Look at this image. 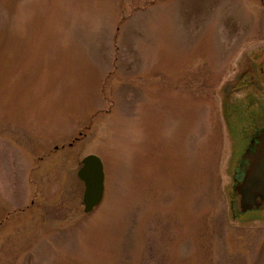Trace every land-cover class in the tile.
<instances>
[{
	"label": "rangeland",
	"instance_id": "rangeland-1",
	"mask_svg": "<svg viewBox=\"0 0 264 264\" xmlns=\"http://www.w3.org/2000/svg\"><path fill=\"white\" fill-rule=\"evenodd\" d=\"M259 128L264 0H0V264H264Z\"/></svg>",
	"mask_w": 264,
	"mask_h": 264
},
{
	"label": "water",
	"instance_id": "water-1",
	"mask_svg": "<svg viewBox=\"0 0 264 264\" xmlns=\"http://www.w3.org/2000/svg\"><path fill=\"white\" fill-rule=\"evenodd\" d=\"M257 132L251 149L243 157V178L235 186L243 212L264 206V129ZM78 175L85 184L83 202L85 212L89 213L101 203L105 193V171L101 158L96 154L84 157Z\"/></svg>",
	"mask_w": 264,
	"mask_h": 264
},
{
	"label": "flooded vegetation",
	"instance_id": "flooded-vegetation-1",
	"mask_svg": "<svg viewBox=\"0 0 264 264\" xmlns=\"http://www.w3.org/2000/svg\"><path fill=\"white\" fill-rule=\"evenodd\" d=\"M260 130V128L257 130V131H259ZM257 131H256V133H257ZM256 133H255V137H254V139L256 138ZM242 178H243V175L242 174H240V170H238L237 172H236V179L238 180V181H240V180H242ZM9 218V217H8ZM1 223V222H0Z\"/></svg>",
	"mask_w": 264,
	"mask_h": 264
}]
</instances>
